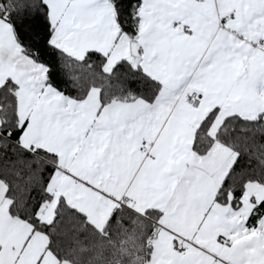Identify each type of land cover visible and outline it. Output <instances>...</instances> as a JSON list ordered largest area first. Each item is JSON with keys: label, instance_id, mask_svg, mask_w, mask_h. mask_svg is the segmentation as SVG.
I'll list each match as a JSON object with an SVG mask.
<instances>
[{"label": "snow or ice", "instance_id": "6c2138e0", "mask_svg": "<svg viewBox=\"0 0 264 264\" xmlns=\"http://www.w3.org/2000/svg\"><path fill=\"white\" fill-rule=\"evenodd\" d=\"M0 264H264V0H0Z\"/></svg>", "mask_w": 264, "mask_h": 264}]
</instances>
